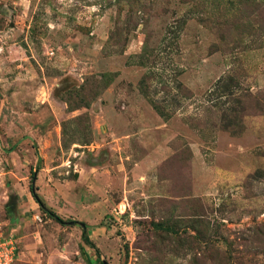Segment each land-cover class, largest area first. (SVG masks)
<instances>
[{"label":"rangeland","instance_id":"rangeland-1","mask_svg":"<svg viewBox=\"0 0 264 264\" xmlns=\"http://www.w3.org/2000/svg\"><path fill=\"white\" fill-rule=\"evenodd\" d=\"M0 229L14 264H264V0H0Z\"/></svg>","mask_w":264,"mask_h":264},{"label":"built area","instance_id":"built-area-1","mask_svg":"<svg viewBox=\"0 0 264 264\" xmlns=\"http://www.w3.org/2000/svg\"><path fill=\"white\" fill-rule=\"evenodd\" d=\"M18 248L16 241L0 229V264H14L17 260Z\"/></svg>","mask_w":264,"mask_h":264},{"label":"trees","instance_id":"trees-1","mask_svg":"<svg viewBox=\"0 0 264 264\" xmlns=\"http://www.w3.org/2000/svg\"><path fill=\"white\" fill-rule=\"evenodd\" d=\"M51 215L53 216V217H57L55 214H53V213H51ZM80 225L81 226H83L84 227V224L83 223H80ZM84 241H86V243L88 244V245H90V247H92V248H95V246H94V244H92L91 242H89V240H88V238H87V236H86V234L84 233ZM240 264H242V263H240Z\"/></svg>","mask_w":264,"mask_h":264},{"label":"water","instance_id":"water-1","mask_svg":"<svg viewBox=\"0 0 264 264\" xmlns=\"http://www.w3.org/2000/svg\"><path fill=\"white\" fill-rule=\"evenodd\" d=\"M85 226V225H84Z\"/></svg>","mask_w":264,"mask_h":264}]
</instances>
